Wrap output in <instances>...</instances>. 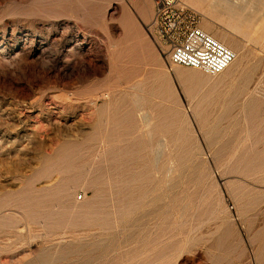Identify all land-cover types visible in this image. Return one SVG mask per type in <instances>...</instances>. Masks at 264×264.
Wrapping results in <instances>:
<instances>
[{
  "label": "rangeland",
  "instance_id": "rangeland-1",
  "mask_svg": "<svg viewBox=\"0 0 264 264\" xmlns=\"http://www.w3.org/2000/svg\"><path fill=\"white\" fill-rule=\"evenodd\" d=\"M181 1L225 73L151 0H0V264H264V0Z\"/></svg>",
  "mask_w": 264,
  "mask_h": 264
},
{
  "label": "built area",
  "instance_id": "built-area-1",
  "mask_svg": "<svg viewBox=\"0 0 264 264\" xmlns=\"http://www.w3.org/2000/svg\"><path fill=\"white\" fill-rule=\"evenodd\" d=\"M154 38L173 66L211 76L225 73L238 54L201 28V16L180 0H154Z\"/></svg>",
  "mask_w": 264,
  "mask_h": 264
},
{
  "label": "crops",
  "instance_id": "crops-1",
  "mask_svg": "<svg viewBox=\"0 0 264 264\" xmlns=\"http://www.w3.org/2000/svg\"><path fill=\"white\" fill-rule=\"evenodd\" d=\"M187 1V0H186ZM151 2L153 3V7L150 5V4H147V7L145 8V7H143L142 8V10H141V12L142 13H144V15L146 16H148V20L149 19H151V16H152V14H153V20H154V16H155V3H154V0H151ZM192 4V3H191ZM195 6V5H194ZM196 7V6H195ZM196 8H198V9H200L201 11H203L204 13H207L206 12V10H205V8H200V7H196ZM144 9V10H143ZM153 20H152V24H153ZM201 28H203L204 30H206V31H211V27L208 25V24H204V23H201ZM152 30H153V34H155L154 33V29L152 28ZM225 36V35H224ZM226 38H228L227 36H225V39L224 40H228V39H226ZM230 41V40H229ZM227 41H224V43H226ZM227 44V43H226ZM228 46L231 48V49H235L234 47H232V46H236V44L235 43H229L228 44Z\"/></svg>",
  "mask_w": 264,
  "mask_h": 264
},
{
  "label": "bare ground",
  "instance_id": "bare-ground-1",
  "mask_svg": "<svg viewBox=\"0 0 264 264\" xmlns=\"http://www.w3.org/2000/svg\"><path fill=\"white\" fill-rule=\"evenodd\" d=\"M187 1H189L190 3H192L193 5H195L196 7H200L201 8V3H200V1L199 0H187ZM217 1V3H218V6L219 7H221V8H223V6L221 5V3H220V0H216ZM180 2L182 3V1L180 0ZM191 4V5H192ZM182 5H184V6H187V5H185L184 3H182ZM192 5V6H193ZM188 7V6H187ZM227 7V6H226ZM227 14V13H226ZM228 16H233L232 14H227ZM238 17V16H237ZM237 19V18H236Z\"/></svg>",
  "mask_w": 264,
  "mask_h": 264
}]
</instances>
